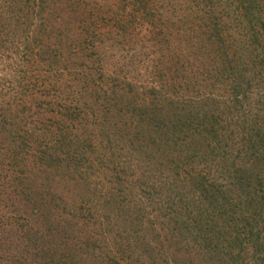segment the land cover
<instances>
[{"label":"rangeland","instance_id":"obj_1","mask_svg":"<svg viewBox=\"0 0 264 264\" xmlns=\"http://www.w3.org/2000/svg\"><path fill=\"white\" fill-rule=\"evenodd\" d=\"M222 4L235 18L230 8L237 9L240 3ZM198 10L195 0H0V134L5 135L0 138V230L7 240L13 239L16 248L31 208L21 202H27V187L37 177L39 186L47 185L52 206L43 227L57 232L53 236L58 237L56 249L65 257L54 264H154L165 258L171 262L177 255L184 258L196 244L200 223L194 219L193 206H187L196 176L207 175L219 189L230 188V180L222 173V163L203 160L193 141L184 140L185 134L165 130L159 135L163 133L161 116L174 117L170 113L186 108L187 115L201 120L199 115L208 108L202 104L209 102L210 113L225 116L221 124L227 125L244 116L242 111L247 110L246 116L252 114L250 102L264 99V31L257 41L251 39L237 48V58L249 59V66L244 67L250 80L245 84L249 85V103L234 104L230 91L237 86L221 75L222 68L234 59L227 56L226 48L220 55L215 53L211 39L205 37L208 33H203L207 30L198 29L203 22L196 20ZM39 11L43 16L36 20ZM231 31L239 33L236 27ZM24 97L31 104L25 113L21 105H15ZM143 103L162 113L152 112L150 106L137 107ZM68 104L75 111H66ZM61 116L69 117V132L90 146L85 147L88 167L79 166L80 173L73 171L65 177L42 166L44 152L40 149L42 136L61 131ZM24 129L25 137L16 135ZM160 136L176 138L179 143L165 146L158 142L166 139ZM240 141L236 133L232 146L236 151ZM110 178L124 186L125 210L139 209L144 227L153 229L140 239L132 229L135 235L127 245L119 238L114 240L108 220L113 213L105 214L107 200L97 204L107 193L118 192ZM88 182L92 188L97 184L89 199ZM234 189V200L244 203L238 199L240 188L236 185ZM132 212L130 220L136 224ZM216 218L207 222L210 231L216 230L204 235L208 238L210 234V240L229 228L221 215ZM18 248L22 259L6 263L0 254V264H27L30 248ZM18 248L12 253L17 258Z\"/></svg>","mask_w":264,"mask_h":264},{"label":"trees","instance_id":"obj_2","mask_svg":"<svg viewBox=\"0 0 264 264\" xmlns=\"http://www.w3.org/2000/svg\"><path fill=\"white\" fill-rule=\"evenodd\" d=\"M223 1L233 4V0H195L196 6L200 8L197 11V15L200 18H196V20L199 21L201 19L200 21H203L199 24L200 28L198 29H201L202 26L203 29L207 30L205 32L202 31L204 34L208 33L205 37L207 40L209 38L211 39L212 46L216 51L215 53L220 55L223 48H226L228 50L227 53H229L227 56L230 55L234 59L230 60L222 68L223 72H221V75L231 80L233 85L236 84L237 87L235 90L230 91L234 99L232 102L243 106L244 100L249 103V98L247 97L249 94V85L245 86V84H250V80L244 70L246 65L249 66V59L245 58L244 61L242 60L243 57L240 59L237 58V48L241 49L245 47L243 43L245 42L247 45L251 39L257 41L259 36L262 35L264 31V0H261V2L259 0H237L241 6L237 7V9L234 7L230 8L235 18H232L233 14L231 15V13L228 14L227 11H224L225 5L222 4ZM242 8L243 10L240 12ZM42 16L43 12L39 11L36 20ZM254 26L259 28L253 29ZM37 27L39 30L42 28L39 24ZM233 27H236L239 33L236 34L231 31ZM123 31L125 32V29ZM35 33L38 34L37 30H35ZM37 37L35 35L34 38L37 39ZM92 77L91 69L87 78L92 79ZM151 92L153 93L155 90L152 89ZM20 95H22V92ZM241 97L243 98L242 102H240ZM161 98L166 100L164 95ZM236 98H239V101ZM9 99L11 100V96ZM262 99H257L255 104L251 102L249 104L251 108L249 114H253V111L256 110L258 112L257 115L250 114L246 116L247 110H245L241 112H244V116H240L237 118V121L233 120L231 124L228 123L227 125L221 124V120L225 116H216L210 113L212 109L209 102L202 104H206L208 108L207 112L199 115L201 116V120L196 116L187 115L186 108L182 113L176 110V113H170L174 117H166L167 115L161 116L162 118L159 124L163 133L159 135H163L165 130L177 132L176 134L178 135L185 134L184 140L189 141L191 139L193 141L195 147H198V151L203 155L201 156L203 160L206 162L212 161V163L214 161L222 163V173L226 174L225 177L230 180V188L222 186L219 189V187L214 186L210 182L207 175L196 176L197 180L194 193L192 196H188L187 202L189 203L187 206H193L192 214L196 216V218L194 216L193 218L196 222L200 223V230L199 232L197 231L196 244L191 245L190 250L185 252L184 258L177 255L171 262L170 259L165 258L163 261L157 260L158 262H154V264H264V99ZM15 105H21L24 113L25 107L29 111L31 110V107H28L31 104L29 105L27 103L25 97L21 103H15ZM149 106V110L152 112L162 113V110L154 108L152 104L143 103L137 107L144 109V107L148 108ZM229 107L232 109L233 103ZM62 109L64 108L61 107ZM169 110L166 109L164 111L168 113ZM227 110L232 112L229 109ZM13 111L11 110V112ZM66 111H75L74 105L68 104ZM190 113H193V109L190 110ZM59 119L61 120L58 122V126L61 128V131L48 136H42L45 138H42L43 145L40 149L44 152L42 166L52 168L49 169L50 172L59 171L65 177V175L73 171L80 173L78 170L79 166L88 167L87 163H90V161H88L87 156L89 154L85 147L89 148L90 146H86L85 140L69 132V122H71L69 117L61 116ZM71 119L72 122L76 121V119ZM202 119L204 120L202 121ZM73 125L75 127L74 123ZM186 127H190L192 130H188ZM24 131V133L19 131L16 135L25 137L27 130L24 129ZM236 133L241 135L239 151H236L232 147ZM4 137L5 135L0 134V138ZM160 137L166 138L165 136ZM172 140H167L166 138L157 141L164 142L163 145L165 146H168V143H179V140L176 138ZM185 143L186 141L183 144L186 145ZM21 146V144L18 145L20 152L22 151ZM195 155L197 156V154ZM210 173L208 174L210 175ZM79 175L83 176V174ZM86 179L89 180V177ZM110 179L112 181L111 185L116 186L114 189L117 188L118 192H112L110 195L107 193L108 196L106 198H100L101 201H98L97 204H103V200H107L108 209L105 214L110 215L113 213V216H109L108 220L111 223L110 229L114 240L119 238V242L127 245L131 243L135 234H139L136 237L140 239V236L145 237V232H152L153 229L150 225V228L144 227L143 222L139 219V209H130L131 212L135 211L132 213L137 219L136 224L130 220L131 212L129 213L128 211L130 210H125L124 186L119 181L117 182L116 178ZM41 180L44 179L41 178ZM39 182L40 178L37 177L36 181L30 187H27L29 188L25 193L27 202L24 200L21 202L25 205L29 203L31 208L27 216L29 218L27 225L21 226L17 239V248L18 246L24 245L30 248L29 261L26 259L27 262H25L27 264H32L33 262L36 264H54L55 261H61L65 257L61 256L56 249L58 237L53 236L57 232L52 234L55 231H49L43 227V223L47 219L46 211L50 210L52 206L50 207V203H48L49 192L47 185L39 186ZM88 183L86 188H88L87 193L89 199L96 191L97 184L93 185L92 188L90 185L91 182ZM236 185L240 188L238 189V193L240 194L238 199H244V203H237L234 200L236 192L234 187ZM250 187H254L255 189L248 190ZM91 199L93 200V197ZM113 200L114 205L112 204ZM183 209H186L185 206ZM207 211L209 212L207 213ZM67 214L68 211L66 210L64 217ZM217 215H221V218L225 220L229 228L226 227L223 232H220V235L210 240V234L208 238L204 237L210 231L208 229L210 228L209 223L207 222L216 221ZM217 225H213L212 228L217 227ZM61 227H63V224H61ZM132 229H135V234L132 233ZM211 231L215 232L216 230ZM48 232L51 234H47ZM146 241H150L152 245L155 244V241ZM17 248L15 247L13 239L11 240L9 238L7 240L4 231L0 230V254L5 257L3 259L6 263H11L12 260L22 259V249L18 248V258L12 255L14 249L17 251ZM154 250L152 248V251ZM1 255L0 257H2ZM33 256L36 260H33ZM154 259L152 258V260ZM0 261H2V258H0ZM55 264L59 263L56 262ZM71 264H78V262L73 261Z\"/></svg>","mask_w":264,"mask_h":264}]
</instances>
